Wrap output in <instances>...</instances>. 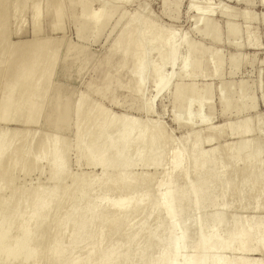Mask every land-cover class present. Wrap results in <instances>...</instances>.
<instances>
[{"label": "bare ground", "instance_id": "6f19581e", "mask_svg": "<svg viewBox=\"0 0 264 264\" xmlns=\"http://www.w3.org/2000/svg\"><path fill=\"white\" fill-rule=\"evenodd\" d=\"M13 1L0 0V122L13 119L14 123L37 124L61 48V39L39 36L40 19L50 18L52 28L59 29L63 8L55 0H46L42 9L35 0H23L21 8L30 12L33 35L11 42V32L16 33L22 25L17 16L20 8ZM206 5L194 10L198 13L203 8L201 16H209L217 9ZM176 47L173 35L135 18L108 46L107 62L115 59L112 68L122 70L132 81L134 93L143 90L147 71L153 70V96L145 103V112L170 86L176 72ZM165 65L170 72L162 78L158 73ZM185 69L183 62L179 70ZM69 99L70 91L55 87L46 108L49 121H63L71 111L70 141L50 135L47 139V133L35 134L36 129L34 133L27 128L13 130L8 137L0 133V189L2 184L8 187L7 194L0 195V264H263L264 221L253 225L250 216L235 217L231 211L230 228L224 238L218 237L225 212L237 206L240 193L235 189L243 185L248 194H261L264 162L258 144L239 139L229 146L218 144L208 151L200 150L205 139L219 142L226 135L251 132L263 137L261 122L254 129L247 117L235 123L207 125L191 138V131L189 137H180V146L170 141L157 122L108 114L82 93L72 103ZM168 145L173 147L166 161L169 166L159 181L135 171L162 163ZM71 152L87 166L98 168L100 175L67 173ZM186 154H192L190 161ZM41 161L46 162V179L53 181L52 187L47 191L24 187L12 204L21 188L12 182L14 170L27 172L40 167ZM238 161L243 168L237 172L234 165ZM178 183L182 184L180 189ZM203 207L210 212L200 220L197 214ZM158 214L161 221L155 220ZM133 215H137L135 219ZM211 223L212 228L206 230ZM48 226L52 228L45 235ZM190 227L194 239L185 248ZM116 233L118 238L113 240ZM38 234L44 235L46 243L41 256L37 244H28ZM82 242L86 247H79Z\"/></svg>", "mask_w": 264, "mask_h": 264}, {"label": "rangeland", "instance_id": "374dc122", "mask_svg": "<svg viewBox=\"0 0 264 264\" xmlns=\"http://www.w3.org/2000/svg\"><path fill=\"white\" fill-rule=\"evenodd\" d=\"M35 1L42 9L46 0ZM55 1L61 2V9L63 8L60 28L53 29L48 17L43 16L40 19L39 36L61 39V48L52 71L49 92L39 114V121L37 124H19L20 122L16 123L17 121L13 119L12 123L9 120L0 122V133L4 137L27 128V132L29 129L32 130L30 133H34L35 129V134L47 133L45 135L47 139L54 136L61 140H72L71 111L63 121L47 119L46 107L51 101L55 87L71 92L69 103L82 93L93 104L101 105L99 107L106 112L109 111L108 114L120 113L141 121L145 119L149 120L148 122H157L170 135V141L172 140L174 144L177 142L180 146L183 144L178 140L182 136H190L192 133L190 137L188 136L191 138L194 132L197 133V130L199 132L202 128L235 123L237 120L239 122L242 118L246 119L245 117L252 129L257 122L264 126V3H260L262 0H128L110 5L105 4V0ZM13 2L20 8L17 16L22 25L15 33L12 16L10 28L13 32L9 39L11 42L28 40L33 35L30 28V12L21 8L23 0ZM203 5L217 9L214 11L213 8H209L214 12L209 13V16L208 14L201 16L203 8L199 11L201 14L197 13L195 8L200 9ZM131 18L146 21L155 29L173 35L177 45L174 61L176 72L169 88L154 99L149 112H145L144 107L153 96L152 84L155 79L153 70L147 71V83L143 90L136 94L131 90L132 81L125 78L123 71L112 68L115 59L110 63L106 60L108 46ZM183 62L186 63V69L181 72L179 68ZM169 72L168 65L162 66L158 76L166 78ZM201 118L202 122H198ZM244 135L238 137L226 135L220 138L219 142V139H216L217 141L205 139L200 150L208 151L218 144L229 146L243 139L258 144L259 157L264 162V135L262 137L261 134L254 132L246 133L245 137ZM34 144L35 142L32 143ZM172 149V145H168L163 162L158 166H149L143 170L136 168L135 171L159 181L168 169L166 161L170 158ZM192 157V154H186L187 161ZM76 160L75 153H69L65 166L67 173L100 175L98 168L87 166L82 159L81 162L78 159V163ZM242 168L241 161L235 163V171L238 172ZM47 176L48 167L45 161H41L40 167L27 172L15 169L12 182L21 188L11 199L12 204L15 199L20 198L24 187L34 186L39 190H49L53 181L46 179ZM2 185L4 187L0 189V195L4 196L8 192V187L6 184ZM181 185L178 183L177 187L180 189ZM152 190L154 191V188L151 192ZM235 191L240 193L237 206L234 209L229 207L225 212L223 226L218 231L219 238H224L230 228L231 211L235 217L250 216V223L253 225L264 221V186L258 195L248 194L247 188L243 185ZM27 209L26 204L24 210ZM208 212H210L208 207L199 209L198 219H204ZM138 213L140 215L142 210L140 209ZM136 216L133 215V219ZM155 220L161 221L162 216L156 215ZM212 226L211 223L205 229L208 230ZM50 228L52 226H48L43 233L48 234ZM186 233L187 237L183 243L185 248L194 239L191 227ZM117 234L113 235V240L118 238ZM28 244L38 245L39 256L44 253L46 245L44 235H35ZM86 245V242H82L79 247L84 248ZM262 258L264 264V255ZM13 264L20 262L15 261Z\"/></svg>", "mask_w": 264, "mask_h": 264}]
</instances>
